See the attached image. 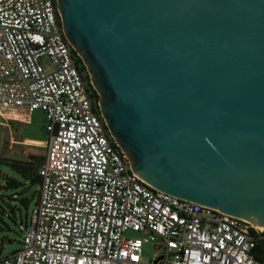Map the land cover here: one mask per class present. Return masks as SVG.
Wrapping results in <instances>:
<instances>
[{
  "label": "water",
  "instance_id": "water-1",
  "mask_svg": "<svg viewBox=\"0 0 264 264\" xmlns=\"http://www.w3.org/2000/svg\"><path fill=\"white\" fill-rule=\"evenodd\" d=\"M133 175L264 230V0H56Z\"/></svg>",
  "mask_w": 264,
  "mask_h": 264
},
{
  "label": "built area",
  "instance_id": "built-area-1",
  "mask_svg": "<svg viewBox=\"0 0 264 264\" xmlns=\"http://www.w3.org/2000/svg\"><path fill=\"white\" fill-rule=\"evenodd\" d=\"M79 60L56 0H0V119L46 118L35 211L0 264H264V232L248 221L133 175Z\"/></svg>",
  "mask_w": 264,
  "mask_h": 264
},
{
  "label": "rangeland",
  "instance_id": "rangeland-1",
  "mask_svg": "<svg viewBox=\"0 0 264 264\" xmlns=\"http://www.w3.org/2000/svg\"><path fill=\"white\" fill-rule=\"evenodd\" d=\"M85 74L90 81L86 67ZM45 125V114L40 110L32 113L29 123L0 119V257L21 248L23 234L18 225L30 220L39 189L38 183H32L29 177L21 175L10 164L34 168L42 165L46 144ZM7 181H13V185L5 187ZM125 236L135 238L138 235L128 232ZM156 253L153 245H143L142 258L145 261H152Z\"/></svg>",
  "mask_w": 264,
  "mask_h": 264
},
{
  "label": "trees",
  "instance_id": "trees-1",
  "mask_svg": "<svg viewBox=\"0 0 264 264\" xmlns=\"http://www.w3.org/2000/svg\"><path fill=\"white\" fill-rule=\"evenodd\" d=\"M80 64H82L81 60H79ZM82 71H85V67L82 65ZM90 90L92 93V97L95 98V100H98V95L97 93L91 88L90 86ZM11 167L18 171L21 175L25 176V177H29L31 179L32 183H38L39 184V178L36 176V171L37 168H34L32 166H27V165H20V164H16V163H12L10 164ZM13 185V181H7L5 184V187H10ZM264 234V233H263ZM258 249L263 251L264 250V245H262V243L259 244Z\"/></svg>",
  "mask_w": 264,
  "mask_h": 264
},
{
  "label": "bare ground",
  "instance_id": "bare-ground-1",
  "mask_svg": "<svg viewBox=\"0 0 264 264\" xmlns=\"http://www.w3.org/2000/svg\"><path fill=\"white\" fill-rule=\"evenodd\" d=\"M249 222V221H248ZM251 225H252V227L254 228V229H256L257 231H259V232H264V230H262L260 227H257L256 225H254L253 223H251V222H249Z\"/></svg>",
  "mask_w": 264,
  "mask_h": 264
}]
</instances>
